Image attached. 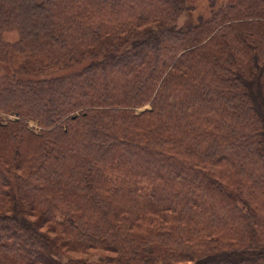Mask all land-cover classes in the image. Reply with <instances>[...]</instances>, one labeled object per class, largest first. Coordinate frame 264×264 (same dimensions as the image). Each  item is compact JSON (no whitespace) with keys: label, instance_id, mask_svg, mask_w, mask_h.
Listing matches in <instances>:
<instances>
[{"label":"trees","instance_id":"trees-1","mask_svg":"<svg viewBox=\"0 0 264 264\" xmlns=\"http://www.w3.org/2000/svg\"><path fill=\"white\" fill-rule=\"evenodd\" d=\"M0 264H264V0H0Z\"/></svg>","mask_w":264,"mask_h":264},{"label":"rangeland","instance_id":"rangeland-1","mask_svg":"<svg viewBox=\"0 0 264 264\" xmlns=\"http://www.w3.org/2000/svg\"><path fill=\"white\" fill-rule=\"evenodd\" d=\"M191 1L196 5V4H198L199 1H201V0H191ZM202 1H203V0H202ZM205 1H206V0H205ZM218 1H220V0H218ZM221 1H222V0H221ZM205 4H206V2H205ZM181 22L183 23V22H185V20L182 19ZM1 38H2V41H3V42H14V41H16L17 38H18V34H17V31H15V30H13V31H8V32L3 33V34L1 35ZM17 64H18V62H17L16 59L13 60V61H11V62H9V63H8V66L6 67V68H7L6 70H10V71H11V69H13L15 66H17ZM49 73H51V74H46V75H53V74H55L54 72H49ZM146 108H147V107H146ZM146 108H144V109H146ZM3 117H5V116H3ZM29 126H30L31 128H34L35 130L38 129L36 123H34V122H30V123H29ZM96 254H97V253H96ZM98 258H99V257H98L97 255H93V256L91 257L90 260L95 261V260H97Z\"/></svg>","mask_w":264,"mask_h":264}]
</instances>
